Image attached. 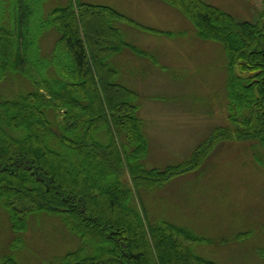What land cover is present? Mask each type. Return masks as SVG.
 <instances>
[{
  "label": "trees",
  "instance_id": "obj_1",
  "mask_svg": "<svg viewBox=\"0 0 264 264\" xmlns=\"http://www.w3.org/2000/svg\"><path fill=\"white\" fill-rule=\"evenodd\" d=\"M199 35L218 39L228 56L227 119L179 163L145 167L147 139L137 92L117 81L112 54L128 48L119 19L153 32L115 7L66 0H0V78L20 74L26 90L0 97V202L10 227L31 212L59 214L80 244L45 264H223L193 250L203 238L166 218L147 219L140 186L162 184L195 168L220 138H251L264 152V0L256 18L238 19L205 0H167ZM55 32L51 48L39 36ZM120 109H123L121 111ZM20 234L0 264H20Z\"/></svg>",
  "mask_w": 264,
  "mask_h": 264
},
{
  "label": "rangeland",
  "instance_id": "obj_2",
  "mask_svg": "<svg viewBox=\"0 0 264 264\" xmlns=\"http://www.w3.org/2000/svg\"><path fill=\"white\" fill-rule=\"evenodd\" d=\"M66 0H42L48 8ZM105 3L145 25L170 30L172 35L115 20L123 38L143 51L128 48L110 56L117 81L137 94V116L147 139L141 159L145 167L162 168L187 159L198 143L219 126L227 125L228 56L222 43L199 35L193 22L167 0H87ZM238 19L254 20L262 0H205ZM55 32L39 36L51 48ZM20 74L0 78V97L28 89ZM123 111V109H120ZM138 198L147 219L166 218L202 237L193 250L223 264H264V152L251 138L215 141L193 169L175 174L162 184L140 186ZM20 234L14 249L20 264L59 261L80 244L59 214L31 212L26 229H11L0 202V252Z\"/></svg>",
  "mask_w": 264,
  "mask_h": 264
}]
</instances>
